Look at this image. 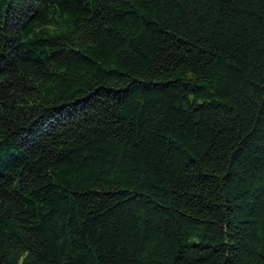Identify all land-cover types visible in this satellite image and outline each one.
Masks as SVG:
<instances>
[{
  "label": "trees",
  "instance_id": "obj_1",
  "mask_svg": "<svg viewBox=\"0 0 264 264\" xmlns=\"http://www.w3.org/2000/svg\"><path fill=\"white\" fill-rule=\"evenodd\" d=\"M0 264H264V0H0Z\"/></svg>",
  "mask_w": 264,
  "mask_h": 264
}]
</instances>
